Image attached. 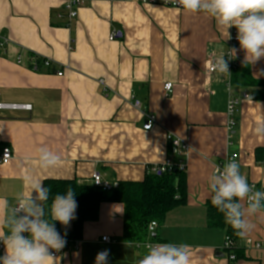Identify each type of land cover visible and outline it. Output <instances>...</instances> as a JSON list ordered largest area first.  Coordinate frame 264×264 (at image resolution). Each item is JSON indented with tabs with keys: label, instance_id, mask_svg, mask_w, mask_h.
Instances as JSON below:
<instances>
[{
	"label": "crops",
	"instance_id": "crops-1",
	"mask_svg": "<svg viewBox=\"0 0 264 264\" xmlns=\"http://www.w3.org/2000/svg\"><path fill=\"white\" fill-rule=\"evenodd\" d=\"M64 2L0 0V104L32 108L0 110V157L4 148L12 151V160L0 163V198L15 204L26 196L29 175L43 184L93 185L96 173L118 188L142 182L149 167L184 160L186 204L167 214L155 241L125 242V210L116 202L102 203L82 238L69 240L64 235L74 230L77 208L67 227L55 222L72 242L54 252L56 264H95L104 249L108 264H136L157 242L189 245L192 264H233L225 232L208 227V178L215 165L238 154L241 173L264 190V160L256 158V150H264V133H256L264 128V59L245 66L239 50L240 66L230 75L208 74L212 54L227 51L230 39L213 18L187 13L176 0H87L72 21ZM246 77L255 87L244 84ZM166 84L173 85L171 93ZM244 94L249 99L242 100ZM230 96L242 100L233 134L227 129ZM148 116L156 119L152 130H144ZM169 136L190 146L186 157L178 156ZM41 147L61 156L59 166L39 167ZM251 222L253 230L235 243L241 257L234 264H264V214Z\"/></svg>",
	"mask_w": 264,
	"mask_h": 264
},
{
	"label": "clouds",
	"instance_id": "clouds-1",
	"mask_svg": "<svg viewBox=\"0 0 264 264\" xmlns=\"http://www.w3.org/2000/svg\"><path fill=\"white\" fill-rule=\"evenodd\" d=\"M176 3L187 13H206L213 18L226 34V40L231 39L229 29H237L240 48L212 54L211 64L217 73L231 74L225 56L235 59L239 50L245 53V66L264 59V0H176ZM256 133H264V128L257 127ZM37 159L41 169L49 170L59 166L62 158L41 147ZM25 184L28 194L16 197L15 204L0 198V243L5 249L0 264H56L53 253L60 252L66 240L55 222L67 227L76 219V193L69 188L64 194H56L46 212L50 189L31 175L25 177ZM208 186L212 205L223 213L225 222L238 237H246L254 228L251 219L264 214V190L250 185L234 160L222 168L217 166L208 178ZM109 255L107 249L99 251L95 264H108ZM136 264H192L190 248L184 243H150Z\"/></svg>",
	"mask_w": 264,
	"mask_h": 264
},
{
	"label": "trees",
	"instance_id": "trees-1",
	"mask_svg": "<svg viewBox=\"0 0 264 264\" xmlns=\"http://www.w3.org/2000/svg\"><path fill=\"white\" fill-rule=\"evenodd\" d=\"M245 85L255 87L250 78L243 79ZM264 92V91H263ZM256 91L254 98L260 99ZM258 161L264 160V150H256ZM45 187L50 189L49 200L45 204L46 212L50 209L56 194H64L72 188L78 203V215L73 231L64 235L69 240H80L84 225L95 222L99 216L100 205L104 202H116L124 206V235L127 243L139 244L147 240L155 241L156 234L149 235L150 223L163 225L167 214L172 210L184 206L187 201V174L177 167L171 172L162 174H147L142 182H120L118 188L105 191L94 185H79L77 181H46ZM207 223L210 229H221L226 237L236 243L240 237L225 222L223 213L219 212L211 203L206 204ZM233 254L236 261L241 257L236 247L226 252ZM233 264L235 262H232Z\"/></svg>",
	"mask_w": 264,
	"mask_h": 264
},
{
	"label": "built area",
	"instance_id": "built-area-1",
	"mask_svg": "<svg viewBox=\"0 0 264 264\" xmlns=\"http://www.w3.org/2000/svg\"><path fill=\"white\" fill-rule=\"evenodd\" d=\"M64 1H65L64 2L65 3V9L67 11L68 18L71 21L75 20L78 17V13H79L80 8L87 2V0H64ZM117 36H118L117 33L112 34L110 37V40H115L117 38ZM236 36H237V29H233L231 31V39L228 42V48H232V47L236 48L238 46L239 42L236 39ZM3 45H4V43L1 44V46H3ZM225 59L228 61L230 73L232 71L236 70L240 66V63L238 62V60L236 58L235 59H229L227 56H225ZM212 60H214V59L212 58ZM18 62L21 63V60L19 59ZM51 65H52L51 61L45 62L46 67L50 68ZM216 73L217 72L213 70L212 64L210 63V65L208 67V74H216ZM58 76H63L62 72H59ZM172 87H173L172 84H166L165 85L166 92L171 93ZM247 99H249V96L244 94L242 97V100H247ZM242 100L230 96V99L228 101V106H227L228 126H227V129H228L230 134L231 133L233 134L235 131V128L237 127V124H238L237 107ZM135 107L138 109L141 108V103L139 101H136ZM2 109L30 111L32 108L29 105H2V104H0V110H2ZM155 123H156L155 117L154 116H148V122L144 126V130H152V127L154 126ZM168 138L170 140V143H171L173 149L178 154V156L179 157H186V155L190 151V146L187 143H183L179 139L173 138L172 136H169ZM2 153L3 154H1L0 163L6 165L12 160V151L10 148H4ZM239 159L240 158H239L238 154L229 155L223 161H221L217 165H215L214 169L217 166L222 168L225 163H227L229 161H233V160L239 164ZM176 167L181 171H186V169H187L186 162L184 160H180L177 163H175L173 160H167L163 164L156 165L153 167H149L147 169V173L148 174H162V173H166V172H171ZM92 181H93L94 186L102 188L105 191H111L117 187V185H115V184L113 185V184L108 183V182H103L100 175L96 174V173L93 175ZM249 184L254 186V188L256 190H260L256 184H253L250 182H249ZM157 227H158V224L156 222L153 223V221H152V223H150V225L148 227V233L153 234L155 232V230L157 229ZM102 241L106 242V243H110L111 239L109 237H104V238H102ZM71 243H72L71 241L66 240V244L62 250L70 249L72 247ZM76 243H75V248L78 249V246ZM234 247H235V243L231 239L226 237L225 242H224V250L226 252H228V251H231V249ZM255 248L257 250H260L262 248V246H261V244H256ZM4 250H5L4 245L2 243H0V253H2ZM54 256L57 257L58 253H54ZM227 258L230 262H236V257L233 254H228Z\"/></svg>",
	"mask_w": 264,
	"mask_h": 264
}]
</instances>
